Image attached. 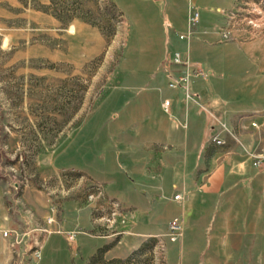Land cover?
Here are the masks:
<instances>
[{
  "label": "crops",
  "instance_id": "crops-1",
  "mask_svg": "<svg viewBox=\"0 0 264 264\" xmlns=\"http://www.w3.org/2000/svg\"><path fill=\"white\" fill-rule=\"evenodd\" d=\"M133 2H149L164 27L154 25L140 41L146 50L144 68H118V83L91 112L96 134L75 136L83 130L80 124L69 140L70 148H85L94 156L96 168L68 171L55 166L56 156L53 159L54 172L101 184L103 198L119 203L124 222L98 233L94 203L87 202L89 189L68 191L64 207L49 226L53 232L31 233L30 246L43 254L37 264H54V256L66 251L64 244L72 252L81 251L66 231L78 229L77 237L85 233L81 227H89L88 235L98 240L96 249L116 239L106 252L118 253L133 248L122 245L118 250L125 240L167 239L175 217L182 219L183 232L178 241L166 243L179 257L172 264H264V159L256 167L250 156L264 157V126L251 127L252 121H264V32L243 24L231 29V40L219 41L230 23L229 13L243 9L246 0ZM189 7L200 12L188 45L190 70L198 65L206 75L190 77L186 89L171 88L168 83L181 68L165 69L162 63L168 52H184V41L174 32L187 30ZM186 91L191 99H186ZM164 99L170 101L167 111ZM217 132L221 144L212 141ZM16 189V184L0 182V264L11 259V238L2 230L34 228L51 215L49 199L40 207L38 189ZM175 194L182 198L174 199ZM57 229L65 232H54Z\"/></svg>",
  "mask_w": 264,
  "mask_h": 264
},
{
  "label": "rangeland",
  "instance_id": "rangeland-1",
  "mask_svg": "<svg viewBox=\"0 0 264 264\" xmlns=\"http://www.w3.org/2000/svg\"><path fill=\"white\" fill-rule=\"evenodd\" d=\"M246 2L242 6L249 9L248 14L238 9L235 19L262 22L260 28L248 27L264 32V0L257 5V14H249L254 3ZM150 10L149 2L133 0H0L1 183L16 184L17 193L38 189L40 207L45 199L49 207L58 203L56 215L71 191L95 192L94 184L77 174L70 178V174L54 172L53 159L56 156L55 166L68 171L96 168L94 156L85 148H70L69 140L81 125L82 132L75 136L96 134L91 112L118 83V68L137 70L146 65L140 41L153 32L154 25L164 27L165 22L159 12ZM87 121L91 124L84 126ZM25 213L31 214L26 209ZM124 219L112 222L109 214L102 217L94 212L100 234L113 231ZM81 230L85 233L79 232L75 239L81 251L72 252L64 244L66 251L54 256V264H166V260L172 264L179 260L173 247L162 251L155 238L125 240L117 249L133 248L107 253L116 239L96 249L98 240L88 235L89 227Z\"/></svg>",
  "mask_w": 264,
  "mask_h": 264
},
{
  "label": "built area",
  "instance_id": "built-area-1",
  "mask_svg": "<svg viewBox=\"0 0 264 264\" xmlns=\"http://www.w3.org/2000/svg\"><path fill=\"white\" fill-rule=\"evenodd\" d=\"M258 2V3H257ZM254 6L252 9L250 8V13H258L259 9H257V5L261 3V0H253ZM243 10L245 11V15L249 9H245L243 7ZM252 12V13H251ZM235 11H231L229 13V19L230 23L228 24V27L225 28L221 32V37L219 41L221 42H227L231 40L232 38V28H241V25L246 24L249 25L253 28H260L259 25L261 23H256L253 22L251 19L249 21L243 23L235 19ZM248 14V13H247ZM245 15L243 16V20L246 19ZM200 19V12L197 8L194 7H189L188 9V14H187V30L185 32H174V34L177 36L178 39L184 41L186 43V52L185 55L179 51H172L168 52L164 58V61L162 63V66L165 69H170L171 67H180L181 68V73L178 74L173 82H169L168 86L171 88H175L177 86L179 87H184L185 89L187 88V84L189 82L190 77L192 76H199V77H205L206 72L199 67L198 65H195V68L193 70H190V67L193 65V63L190 61L189 56H188V45L189 41L191 38V35L193 33V27L199 22ZM237 21V22H236ZM262 26V25H261ZM186 99H191L192 96L186 91ZM169 100L164 99L162 105L164 111L168 110L169 106ZM260 126H264V121L261 123L257 121H252L251 122V127L258 129ZM222 129H226L224 124H221ZM219 137V132H217L213 137L212 141L216 144H221L222 141L218 138ZM250 156L252 157L253 161L252 164L256 167H260L262 165V160L264 157L261 154H254L251 153ZM94 189L95 192H91L87 195V199L89 201L94 202L93 210L94 212H99L102 217L109 214L110 215V220L112 222L116 221L117 218H123L124 215L123 212L120 208L119 203L116 200H111V199H105L103 198V191H102V186L99 183L94 184ZM174 199L179 200L182 198L180 194H175L173 196ZM58 208V203L55 205H52L50 207L51 215L47 216L44 221H41L37 225H35L34 228H30L28 225H25L22 228H10V229H4L2 230V235L4 237H10V242H9V251L11 254V259L9 264H37L38 261L41 259V250L39 247L35 246H30L29 243V238L31 236L32 231L38 230L42 233L50 234L53 232L49 226L54 223L55 220V212ZM54 232L57 233H64L65 231L57 229ZM183 232V222L180 217H175L169 222L168 225V231L166 234V237L168 241L170 242H175L178 241ZM67 235V238L69 241L73 242L75 240L76 231H66L65 233ZM157 244L161 248L162 251L166 250V239L164 237H157Z\"/></svg>",
  "mask_w": 264,
  "mask_h": 264
},
{
  "label": "trees",
  "instance_id": "trees-1",
  "mask_svg": "<svg viewBox=\"0 0 264 264\" xmlns=\"http://www.w3.org/2000/svg\"><path fill=\"white\" fill-rule=\"evenodd\" d=\"M104 248H105V247H104ZM104 248H103V249H104ZM100 250L103 251L102 249H100Z\"/></svg>",
  "mask_w": 264,
  "mask_h": 264
}]
</instances>
